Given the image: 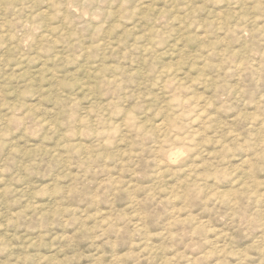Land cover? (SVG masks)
I'll return each instance as SVG.
<instances>
[{
	"label": "rangeland",
	"instance_id": "374dc122",
	"mask_svg": "<svg viewBox=\"0 0 264 264\" xmlns=\"http://www.w3.org/2000/svg\"><path fill=\"white\" fill-rule=\"evenodd\" d=\"M0 264H264V0H0Z\"/></svg>",
	"mask_w": 264,
	"mask_h": 264
}]
</instances>
